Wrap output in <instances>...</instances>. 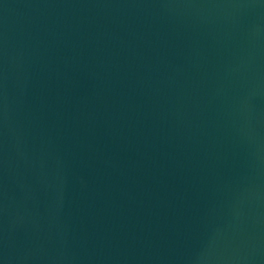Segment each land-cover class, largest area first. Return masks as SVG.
I'll use <instances>...</instances> for the list:
<instances>
[{
  "label": "water",
  "instance_id": "95a60500",
  "mask_svg": "<svg viewBox=\"0 0 264 264\" xmlns=\"http://www.w3.org/2000/svg\"><path fill=\"white\" fill-rule=\"evenodd\" d=\"M0 264H264V0H0Z\"/></svg>",
  "mask_w": 264,
  "mask_h": 264
}]
</instances>
